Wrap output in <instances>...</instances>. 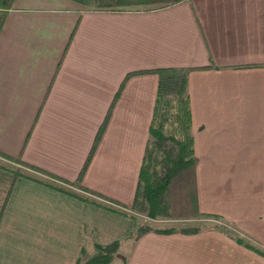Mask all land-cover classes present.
<instances>
[{
  "label": "crops",
  "instance_id": "0c3cea01",
  "mask_svg": "<svg viewBox=\"0 0 264 264\" xmlns=\"http://www.w3.org/2000/svg\"><path fill=\"white\" fill-rule=\"evenodd\" d=\"M89 7L14 0L7 10L0 152L74 181L112 107L80 184L130 205L158 75L132 74L117 91L133 71L194 68L188 94L197 162L188 217L226 224L264 253V0ZM142 221L130 210L15 176L0 160V264H76L117 240L110 264H264V254L214 224L193 234L125 239Z\"/></svg>",
  "mask_w": 264,
  "mask_h": 264
},
{
  "label": "trees",
  "instance_id": "16d2710c",
  "mask_svg": "<svg viewBox=\"0 0 264 264\" xmlns=\"http://www.w3.org/2000/svg\"><path fill=\"white\" fill-rule=\"evenodd\" d=\"M73 1L98 9H111L156 3H164L167 6L178 4L185 0ZM13 2L14 0H0V32L7 15V10L12 6ZM192 69L194 68L158 67L145 71H133L126 75L117 91L116 97L120 94L126 78L132 74L150 72L158 75L156 101L153 109L152 121L149 126V138L139 171L135 197L130 205L114 201L80 184L82 176L86 171L97 144L105 130L112 107L109 108L103 123L99 127L87 158L78 177L74 181H69L50 172L44 171L23 161L19 156L12 157L0 152V157L13 163V165H9L12 166L15 176H22L43 182L55 189L85 201H95L99 205L111 208L112 206H117L122 212L124 210H130L135 214L146 213L148 217L155 218L163 211L162 207H164V202H166L167 196L170 194L171 185L174 180H178V177L181 174L189 173L188 175H190L189 177H191V180L193 181L197 158L194 155L193 149V135L191 131L192 115L188 94V74ZM32 174L38 175L39 178ZM82 194H85L86 196ZM89 196L96 198L101 202H98L95 199L91 200ZM214 217L218 218L217 216ZM201 230L202 228L200 227H181L179 229L176 227H169L157 229L146 224L140 225L134 233L126 235L125 239H132L136 242L142 235L150 231L160 234H172L176 232L193 234ZM224 232L227 233L226 231ZM234 239L236 242L245 244L251 249L264 254L259 249L245 243L242 239L238 237H234ZM120 244V240L114 241L103 247L100 255L91 257L85 261H82V259L79 258L76 261V264H110ZM123 261L124 264H126L125 258H123Z\"/></svg>",
  "mask_w": 264,
  "mask_h": 264
},
{
  "label": "rangeland",
  "instance_id": "374dc122",
  "mask_svg": "<svg viewBox=\"0 0 264 264\" xmlns=\"http://www.w3.org/2000/svg\"><path fill=\"white\" fill-rule=\"evenodd\" d=\"M135 6L138 5H133L129 7H124V8H111L110 10H119V9H134ZM141 6H166L164 3H156V4H145ZM92 9H97L95 7H89ZM108 10V9H107ZM0 160L4 161L7 164H12L11 162H8L7 160L3 159L0 157ZM189 173H184L181 174L178 177V180H174L172 185H171V191L170 194L167 196L166 202H164V207L163 211L161 213L162 216H157V219H149L146 218L147 215L146 213H140L137 214V217L142 221L143 225H150L151 224L154 227H176V228H181V227H200L202 228L201 231L204 230L206 227H210L211 225L214 224V226L222 227L224 231H226L228 234L237 237L239 234L229 227L228 225H224L221 223L216 224L213 220H207L206 218L196 220L195 217H188L192 216L194 214V205H195V195L193 193V181L191 180ZM134 214V212L130 211V214ZM206 216H212V215H206ZM216 218V217H213ZM219 221L218 219H216ZM151 226V227H153ZM153 227V228H154ZM162 228V229H164ZM158 229V228H157ZM200 232V231H199ZM234 234V235H233Z\"/></svg>",
  "mask_w": 264,
  "mask_h": 264
}]
</instances>
